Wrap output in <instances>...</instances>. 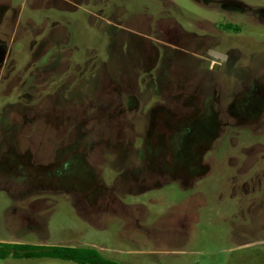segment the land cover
Instances as JSON below:
<instances>
[{
    "label": "rangeland",
    "instance_id": "obj_1",
    "mask_svg": "<svg viewBox=\"0 0 264 264\" xmlns=\"http://www.w3.org/2000/svg\"><path fill=\"white\" fill-rule=\"evenodd\" d=\"M2 243L264 264V0H0Z\"/></svg>",
    "mask_w": 264,
    "mask_h": 264
},
{
    "label": "trees",
    "instance_id": "obj_2",
    "mask_svg": "<svg viewBox=\"0 0 264 264\" xmlns=\"http://www.w3.org/2000/svg\"><path fill=\"white\" fill-rule=\"evenodd\" d=\"M225 28L236 31V28L230 24H226ZM8 257L15 259L55 258L77 264H121L104 258L98 250L90 247L2 243L0 245V260Z\"/></svg>",
    "mask_w": 264,
    "mask_h": 264
},
{
    "label": "water",
    "instance_id": "obj_3",
    "mask_svg": "<svg viewBox=\"0 0 264 264\" xmlns=\"http://www.w3.org/2000/svg\"><path fill=\"white\" fill-rule=\"evenodd\" d=\"M209 55H211L212 57H215L217 59H220V60H225L227 58V56L225 54L214 51V50H209Z\"/></svg>",
    "mask_w": 264,
    "mask_h": 264
},
{
    "label": "flooded vegetation",
    "instance_id": "obj_4",
    "mask_svg": "<svg viewBox=\"0 0 264 264\" xmlns=\"http://www.w3.org/2000/svg\"><path fill=\"white\" fill-rule=\"evenodd\" d=\"M215 51V50H214ZM218 52V51H217ZM221 53V52H220ZM226 55V54H225ZM227 56V55H226ZM227 59V58H226ZM220 60V59H219Z\"/></svg>",
    "mask_w": 264,
    "mask_h": 264
}]
</instances>
